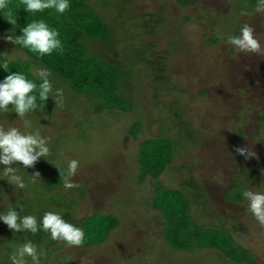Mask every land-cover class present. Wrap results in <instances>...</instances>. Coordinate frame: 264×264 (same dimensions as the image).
<instances>
[{
  "label": "rangeland",
  "instance_id": "374dc122",
  "mask_svg": "<svg viewBox=\"0 0 264 264\" xmlns=\"http://www.w3.org/2000/svg\"><path fill=\"white\" fill-rule=\"evenodd\" d=\"M95 1L102 5L101 0ZM256 3L130 0L124 13L118 11L115 22H123L122 27L127 28L140 16L161 10L155 30L132 36L126 29L123 35L113 36L117 41L111 45L92 42L104 56L109 54L106 57L114 66H124L114 76L120 79L121 88L129 81L122 94L128 93L130 109L105 106L111 96L99 100L86 95L70 97L69 84L51 73L53 89H63V107L50 97L41 111L24 118L15 112H0V125L24 130L23 121L27 120L50 138V155L25 169L29 176L34 171L40 173L35 183L23 169L28 184L25 190L0 179V210L10 203L21 206V199L29 195L48 194L59 198L53 199L49 210L61 211L68 222L100 227L102 232L109 229L102 243H94L93 233L86 234L84 229L89 245L70 247L54 241L56 250L43 248L41 264H264V227L247 211L242 196L244 190L264 191V11L257 12ZM95 9L106 22L110 20L111 14L103 7ZM243 24L254 29L261 46L258 52H240L228 43V36L238 35ZM132 27L131 33L139 32L134 23ZM151 38L153 50L147 51ZM8 44L4 42L7 58L27 60L22 47ZM121 45L125 48L122 53ZM136 48L140 52L133 51ZM144 53L146 61L139 58ZM40 67L30 68L35 74ZM162 73L167 79L162 75V80H157ZM173 101H178L176 107L199 140L197 136L191 139L192 132L183 125L175 128L173 107H169ZM237 115L240 119L236 122ZM139 120L136 134L133 129ZM236 129L243 133L237 134ZM158 138L169 141L175 153L165 158V166L154 176L146 172L144 149L149 139L147 144ZM236 147H245L255 156L245 159ZM70 159H77L79 167L71 177L75 187L65 189ZM191 176L198 180L202 193ZM176 189L186 195L194 221L219 232L192 237L188 242L192 248L187 251L173 238L171 243L164 231L160 199ZM236 196L242 197L238 200ZM69 198L79 199L72 221ZM179 205L184 202L180 200ZM25 234L0 222V264L9 261L11 249L23 242L24 236L29 239Z\"/></svg>",
  "mask_w": 264,
  "mask_h": 264
},
{
  "label": "trees",
  "instance_id": "16d2710c",
  "mask_svg": "<svg viewBox=\"0 0 264 264\" xmlns=\"http://www.w3.org/2000/svg\"><path fill=\"white\" fill-rule=\"evenodd\" d=\"M100 3L102 5H100L99 2L97 3L95 0H70L69 9L66 10L63 14L55 13V11L52 9H45L43 12L32 14L26 13L22 9V7L16 9L18 6H20L21 0H10V5L14 8L16 13L17 25L12 26L7 22L6 19L0 16V56H5L4 54L7 50V48L4 46V42L6 46L9 45L8 42L2 39L4 35L11 34L10 30L15 31L16 35H20V29L26 26L28 22H31L34 19H43L50 27L56 28L57 31L60 33L59 38L61 39L63 44V51H54L50 55L37 56L35 53H32L28 49L23 48V50L27 54V60H13L8 58L10 60V71L23 72L29 79H33L37 83H39L38 78L35 77V74L31 71L30 67L31 65L46 67L50 69L52 76L59 77L62 81H66L69 84L70 88L73 91V94H70V97L73 96V98L75 97V99H78L80 95H86L90 98H95L99 100V97L104 98L111 96L113 98V101L108 98L105 101V106L109 108H116L118 106V109L123 110H127V108L130 109V107L128 106L130 104L126 100L128 93L126 92L122 94V90H125L128 87L127 82L129 81L127 80L125 82L124 86L122 87L124 89H122L119 86V83H117L120 79L114 76V73L116 72L117 75L118 72L121 73V70H123L122 68H124V66H114V63L112 64V62L109 61L106 57L109 54L106 53V56H104V52L98 51V49L93 46L92 42L100 40L106 41L109 45H111L114 41H117L114 40L113 36L115 34L123 35L126 29L127 33L132 36L138 35L141 32L149 34L155 28L156 22L160 20V14L162 13V11L159 10V14H156L154 12L146 13L145 15L139 17L140 19L138 20V22H131L130 27L124 28L122 27L123 22H115V20L116 17L119 16L117 15L118 11L119 13H124L127 10V5H129L130 0H101ZM98 5L103 7L107 11L109 16L111 14L109 21L106 22L102 13L95 9V6ZM141 19L142 21H140ZM109 23L111 24L112 28L111 26H109ZM132 23L136 25L137 31L139 32L131 33L130 30L133 28ZM116 29L119 33L116 31ZM84 38H88V41H85ZM154 42L155 41L152 39L151 44H148L149 49H147V51L153 50L152 48ZM15 46L20 47L19 45ZM118 47H120L119 44ZM123 50H125V48L121 49V53L123 52ZM133 51L140 52V49L138 50L136 48ZM155 53L158 54L157 52ZM145 55L146 53L141 55L139 58L146 61ZM149 59L150 58H148L147 61ZM158 70L162 71L159 67ZM108 73H110L111 77H108ZM7 74L8 73L0 69V79H3L4 76H6ZM162 75L164 77V80L167 79L166 75L163 73L160 75V78L156 77V79L162 80ZM50 80L51 82H53V79L50 78ZM183 91L184 90L182 89V92ZM122 96L124 97L123 99ZM110 102H115L116 105H114V103H112L113 105L109 104ZM177 102L178 101H173L169 105V107H173V109L171 108L173 110L172 121H174L178 125V128H175L178 130L180 129L179 125H183L186 129L192 132V134H190L191 139H193L197 136V134H194L193 129L189 126L190 123L182 116V112H180L179 108L176 107ZM97 107L98 104L96 105V108ZM258 118H260V116ZM239 119L240 116L237 115L235 121L237 122L239 121ZM146 122L148 123V121ZM139 125L140 120L135 123V129H133L134 133L136 134L139 132ZM236 133L239 134L243 132L238 129ZM197 138L199 140V136H197ZM150 140L151 139H149V141ZM154 140L157 141H153L151 144H147L149 142L147 140L148 142L146 143V148L144 149V160L146 161V172H150L152 173V175L157 176L161 172V168L165 166V158L169 155H172L173 152L175 153V150L174 148L170 147L171 143L169 141H162L160 140V138ZM193 144H196V142H194ZM191 177L194 178L196 182H198L195 176ZM191 185L193 186V184ZM26 188H28L27 183ZM196 188L200 193L203 192V189L201 188L199 182ZM82 190V196H85L86 191L84 189V186H82ZM82 196L81 198H83ZM241 197L242 196H240L239 198ZM161 198L162 199L160 200L163 201L161 202L163 206L161 214L162 218L166 220V225L164 229L165 235L170 238L171 243H173L171 238L176 240V245L178 247L180 246L182 250L187 251L191 249L192 246L188 242L195 237L202 236L205 238L207 236H212L213 234L215 235L219 233L216 232L217 230L213 232L210 228H203L201 227V225H198L197 222L194 221L190 212L191 210H189L188 212L189 202L186 201L187 197L180 190L176 189L173 191L165 192V194L162 195ZM239 198L237 197L238 200ZM53 199L59 198L58 196L49 197L48 194L43 196L29 195L28 197H26V199H21L23 202L21 206H18L15 203H10L9 205L7 204L6 206H4L2 208V211L0 210V212L6 211L9 207L13 205V207L23 208V211L20 212V215L23 216L28 214H34L39 219V217L43 214L44 211L49 210L48 205L54 202ZM69 199V204L72 207L71 211L73 213L72 218L70 217V221H72L75 213L73 212V208H75L76 201H78L79 199ZM180 200L184 202V205H179ZM175 201H178V203H176ZM19 208L16 209L18 212L20 211ZM96 217L99 216L96 215ZM81 225L77 226L82 227L85 230L86 234L90 231L93 233L92 239L95 240L94 243H102L109 232L108 228H104L102 232L100 227L96 229L93 226H87L86 223L82 226ZM199 232L201 233L199 234ZM26 234L27 237L34 243H36L38 247L45 248L47 251H49L50 248H52V250L54 251L56 250L54 241L50 239L48 233L40 231L35 235H32L30 233ZM180 235L182 238H180ZM220 235H218V237ZM24 239H26V236H24ZM84 244L89 245L88 243H86V240ZM9 263L10 261L6 260L5 264Z\"/></svg>",
  "mask_w": 264,
  "mask_h": 264
},
{
  "label": "clouds",
  "instance_id": "9594fccd",
  "mask_svg": "<svg viewBox=\"0 0 264 264\" xmlns=\"http://www.w3.org/2000/svg\"><path fill=\"white\" fill-rule=\"evenodd\" d=\"M26 13L43 12L52 9L55 13L63 14L70 7V0H21L20 6ZM256 11H264V0H257ZM242 15L245 13H241ZM0 16L9 24L17 25V18L10 0H0ZM21 34H6L2 39L13 45H19L28 49L37 56L50 55L54 51H63L60 33L56 28L50 27L43 19L32 20L20 29ZM254 29L243 24L239 34L228 36V43L240 52H258L261 48L259 41L254 37ZM10 60L6 56H0V69L8 73L0 79V112H15L17 117L24 118L26 114L41 111L49 97L55 104L63 107L64 95L62 88L53 89L50 80L51 71L46 67L37 68L35 76L39 83L29 79L23 72L10 71ZM55 97V99H53ZM24 130L20 127L0 125V179H5L15 189L26 187L25 169L33 167L38 158L50 155L49 137L42 135L39 128H33L32 124L24 120ZM235 151L244 156L245 159L255 156L245 147H236ZM19 165V167H17ZM79 167L77 159L67 161L66 173L64 175L63 188L75 187L73 177ZM27 175V174H26ZM32 183L40 177L38 171L31 176L27 175ZM242 196L247 200V211H249L256 222L264 227V191L244 190ZM9 207L0 212V222L5 224L13 232L30 233L35 235L40 231L49 234L52 241H63L68 246H82L85 243V232L82 227L66 221L61 211L46 210L37 218L34 214L20 215L23 208ZM45 251L30 239L14 246L8 260L10 264H41Z\"/></svg>",
  "mask_w": 264,
  "mask_h": 264
}]
</instances>
